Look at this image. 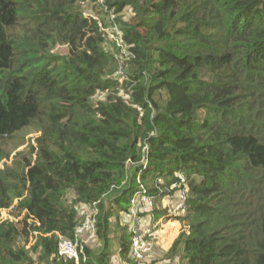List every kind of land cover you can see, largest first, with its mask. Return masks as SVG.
<instances>
[{
    "label": "trees",
    "instance_id": "trees-1",
    "mask_svg": "<svg viewBox=\"0 0 264 264\" xmlns=\"http://www.w3.org/2000/svg\"><path fill=\"white\" fill-rule=\"evenodd\" d=\"M87 1L0 0V140L19 147L23 132L39 134L0 168V214L15 201L26 212L0 219V264H109L91 242L84 260L59 257L58 235L77 239L78 209H94L106 241L113 209L127 213L137 192L166 198L175 189L154 187L179 183L175 174L196 179L189 233L169 256L264 264V0H90L93 15ZM108 12L130 53L121 75ZM126 12L133 23L117 18ZM9 157L0 149V163ZM119 241L133 264L128 233Z\"/></svg>",
    "mask_w": 264,
    "mask_h": 264
},
{
    "label": "built area",
    "instance_id": "built-area-1",
    "mask_svg": "<svg viewBox=\"0 0 264 264\" xmlns=\"http://www.w3.org/2000/svg\"><path fill=\"white\" fill-rule=\"evenodd\" d=\"M98 3L102 4V0H99ZM106 11V8L104 9ZM109 13V19L112 22V25L106 29H103L108 37H110L115 42L117 48L120 50V54L117 55V59L120 61L119 63V71L117 72L118 75L122 74V67L124 62V57L129 56L130 53H124L123 48V38H122V32L118 28V26L115 24V18L113 12ZM101 27V24H99ZM100 98V96H99ZM147 146L143 147V152L146 153ZM142 164L146 163V157H143V160L141 161ZM141 190H143V187H140ZM187 187L185 185H178V201L176 204L172 206H168L166 209V215L171 217H176L180 213H183L187 211ZM146 198V197H145ZM145 198H140V193L137 192L132 200L130 201V208L127 211V213L124 214L125 220L127 222L128 226V235H129V256L130 260L133 264H148V256L152 254L153 252V239L154 235L156 233V230L161 227V224L159 222H153L151 218H148L147 215L150 212L149 207L146 206ZM147 199H153L152 197H148ZM146 199V200H147ZM95 206V205H94ZM13 207L2 210V211H11ZM2 211H1V221H4L2 218ZM26 212H23V214ZM89 212L86 214H82L84 217V221L80 226L76 228V238L78 239V235H81L83 232H85V237L81 240H70L67 238H63L62 236H59L58 234V247H57V254L59 257H62L64 259L73 260L74 263H77L82 255V259L84 260V246L88 245V243L92 242L93 239L96 236V222H95V215L96 210L93 209L92 215L87 216ZM8 217V216H6ZM7 220V219H5ZM8 220H11L8 217ZM190 220V219H189ZM12 221V220H11ZM34 221L29 220V225L32 224ZM36 225H38L37 222H34ZM37 236L38 233L33 232L31 235Z\"/></svg>",
    "mask_w": 264,
    "mask_h": 264
},
{
    "label": "rangeland",
    "instance_id": "rangeland-1",
    "mask_svg": "<svg viewBox=\"0 0 264 264\" xmlns=\"http://www.w3.org/2000/svg\"><path fill=\"white\" fill-rule=\"evenodd\" d=\"M97 8V7H95ZM94 8V4L89 0L87 2H85L84 6H83V11L85 13H89L91 15H93L96 10ZM94 12V13H93ZM117 18H120L122 20V22H126V23H133V17L131 14L129 13H124L120 16H118ZM107 28V27H105ZM108 39L112 40L110 37H108ZM109 43V41H108ZM110 44H106V46H109ZM124 53H128L127 50H125L123 48ZM54 54H59V55H66L68 53V49L67 47H56V49L53 51ZM21 135H24L23 137V146H19L17 147V144L20 142V137L16 138L15 140H0V149L2 152L8 153L10 154V157L8 160H4L0 163V168H3V164H7L9 165L11 163L12 157L14 156V154L16 152H22L27 150L28 145H33L35 146V143L33 141L34 138H36L39 134L38 133H29V131H25L23 132ZM33 159V157H32ZM130 168V167H129ZM196 178L195 177H184L183 175H179V180L181 185H187L189 181H194ZM145 186V185H144ZM154 185L152 184V182L147 183V187H150ZM156 189H158V191H164L165 193H168L172 190H174L172 187H170L169 189H165L163 190L161 188V186L158 187H154ZM147 190V189H146ZM175 191V190H174ZM73 199V195L71 193H67L65 196V200L67 203H70L71 200ZM107 208L111 207V204L107 202ZM92 209V208H91ZM78 213L80 215V217H82V211L78 209ZM92 212L89 211V214H91ZM165 213V212H164ZM184 214H186L185 212H183ZM166 215V213H165ZM8 216L12 221L19 223H22L23 220V214L21 215H16L14 213V211H2V218L8 219ZM119 218L123 223V226L125 225L123 218H125L124 215H122L121 212H117L115 209H113L112 215L109 218V225L110 228H108V232H107V239L106 241H103V239H100L97 237V235L95 236V238L93 239L92 243V247L90 248L91 244H89L88 248L90 249L91 252H97L100 253L104 248L106 249V252L109 256V262L110 264H117V261H115V252L120 250V241H119V236L122 235L123 233H128L127 229H124V227L120 224L119 222ZM119 223V224H118ZM29 225V223H28ZM168 226L164 225L163 228L159 227L156 230L155 233V242L157 244L158 247L162 248V251H165V255L167 256V258L163 259L161 262H157L156 264H179L180 261V257L182 256V254H177L174 256H169V253L167 255V251L168 249H170V246H167V241L166 238L170 236V231L167 229ZM33 235V234H32ZM32 235H30L29 240H31ZM174 238V237H173ZM28 247V246H27ZM31 257L35 260H37V264H49V263H38V259L37 256L35 255H31ZM94 259H96V257L94 256Z\"/></svg>",
    "mask_w": 264,
    "mask_h": 264
},
{
    "label": "crops",
    "instance_id": "crops-1",
    "mask_svg": "<svg viewBox=\"0 0 264 264\" xmlns=\"http://www.w3.org/2000/svg\"><path fill=\"white\" fill-rule=\"evenodd\" d=\"M146 199L147 198H145L146 206L149 207L150 209V213L147 215V220L148 218H153V222H159L162 228L164 225L168 226L167 229L170 231V236L166 238V241L168 244L167 246L171 247V245L174 242V239L182 231L188 234L189 220L187 218V214L180 213L178 216L171 217V218L165 215L167 207L169 205L172 206L176 204V202L178 201V191H174L173 194H171L169 197H166L164 199L163 198L154 199V200H150V199L146 200ZM157 200H159L160 202H158ZM92 244L90 248L92 247ZM115 255H116L115 261H117V264H131L121 257V255L119 254V251H116ZM167 255H168V251H167ZM165 258H167V256L165 255V251H162V248L158 247L156 244V247L153 249L152 256L150 258L152 262L151 264H156L157 262H161Z\"/></svg>",
    "mask_w": 264,
    "mask_h": 264
},
{
    "label": "clouds",
    "instance_id": "clouds-1",
    "mask_svg": "<svg viewBox=\"0 0 264 264\" xmlns=\"http://www.w3.org/2000/svg\"><path fill=\"white\" fill-rule=\"evenodd\" d=\"M175 176H176V178H177V176H178V178H179V175L178 174H175ZM178 185H181V183H180V180H179V183H177V184H175V185H173L172 186V188L173 189H175V191H178ZM185 185V184H184ZM186 187H187V185H185ZM170 195H168L167 197H169ZM148 197H152V196H146V198H148ZM153 199H151V200H154V197H152ZM16 204H17V201H15V203L11 206V207H15L16 206ZM10 207V208H11ZM13 208H12V210H13ZM4 210H6V209H4ZM2 211V210H1ZM150 213V212H149ZM1 215V214H0ZM191 219H192V217L190 218V220H189V224H188V233H189V226H190V221H191ZM128 237H129V235H128Z\"/></svg>",
    "mask_w": 264,
    "mask_h": 264
}]
</instances>
